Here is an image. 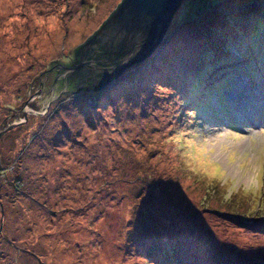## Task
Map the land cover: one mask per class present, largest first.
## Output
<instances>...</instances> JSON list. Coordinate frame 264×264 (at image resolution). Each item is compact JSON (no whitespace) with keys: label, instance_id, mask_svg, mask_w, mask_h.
I'll use <instances>...</instances> for the list:
<instances>
[{"label":"rangeland","instance_id":"obj_1","mask_svg":"<svg viewBox=\"0 0 264 264\" xmlns=\"http://www.w3.org/2000/svg\"><path fill=\"white\" fill-rule=\"evenodd\" d=\"M120 1L0 0V264H264V0H182L101 90L20 112Z\"/></svg>","mask_w":264,"mask_h":264},{"label":"water","instance_id":"obj_2","mask_svg":"<svg viewBox=\"0 0 264 264\" xmlns=\"http://www.w3.org/2000/svg\"><path fill=\"white\" fill-rule=\"evenodd\" d=\"M181 1L182 0L120 1L118 7H115L116 10L111 15L110 13L115 8L109 13L110 18L108 17L109 19H106L107 22L100 27L101 29L94 36V40L99 42V46L101 44L118 48H123V46H125L129 53L124 58L115 61L116 63L112 61V63L106 67H101L99 69L97 67V72L99 71L103 74L101 80L103 84L113 80V78L118 76L125 68L135 64L153 52L154 47L165 32L170 18L182 3ZM104 21H102L101 24ZM88 38L89 37L78 46L84 44ZM78 46L74 49L78 48ZM73 56L74 52L72 59ZM90 64L96 65L91 61L83 62L70 70L72 71L83 66H90ZM48 65V68L45 67L44 70L34 75L31 82H26L28 97L22 103L23 108L20 110L22 114H39L41 116L46 112V108L50 102H55L57 97L62 93L75 92L81 87L85 88V86L79 84L74 91H69L67 89L65 81L70 77V71L68 68L65 69L64 66L66 67L69 65L68 63L63 64L58 60H54L50 61ZM60 82L65 83L60 84ZM13 127L14 125L9 126L4 129V131H8ZM1 136L2 134L0 133V137ZM4 240L8 241L7 238H4Z\"/></svg>","mask_w":264,"mask_h":264},{"label":"trees","instance_id":"obj_3","mask_svg":"<svg viewBox=\"0 0 264 264\" xmlns=\"http://www.w3.org/2000/svg\"><path fill=\"white\" fill-rule=\"evenodd\" d=\"M179 7H180V5H179ZM116 8L110 13V15L116 10ZM178 8L176 11H178ZM110 15L108 16L109 18H110ZM107 20L104 21L99 26V29L96 32H94L91 36H89V38L87 39V41L84 44H82V45L78 46V48L74 49L73 59L70 60V62L68 63L69 65H67L66 67L64 66L65 69L68 68L70 71V74H69L70 77L65 81L66 87L69 91H72V90L74 91V89H76L78 87L77 85H79V84L85 86V88H87V89L101 90L104 86H106L105 85L106 83L103 84L101 82L103 74H101L99 71L97 72V70H96L97 67H98V69L101 67H106V66L110 65L112 63V61H113V63H116L115 61L119 60L120 58L122 59L128 55L129 52L125 46H123V48L111 47V45H106V44H104V45L101 44L99 46V42L94 40V38H95L94 36L100 31V29H101L100 27L104 23H106ZM162 38L163 37H161V39ZM90 61L94 62L96 65L94 66V65L90 64V66H83L79 69H75L72 71L70 70L71 68L77 67L78 64H80V63L90 62ZM65 82H63V83L60 82V84H64ZM14 185H15V188L21 187V184L18 181H15ZM233 194L234 195H233L232 199L237 196V194H235V193H233ZM232 199L230 201H232ZM242 204H243V206L245 205L244 203H242ZM239 206H241V204H238V206H235V207L238 208ZM250 208H251V205H250ZM7 240H8L7 241L8 244L12 243L9 241L8 238H7Z\"/></svg>","mask_w":264,"mask_h":264},{"label":"bare ground","instance_id":"obj_4","mask_svg":"<svg viewBox=\"0 0 264 264\" xmlns=\"http://www.w3.org/2000/svg\"><path fill=\"white\" fill-rule=\"evenodd\" d=\"M214 80V79H213ZM211 82H213V81H211ZM242 87V86H241ZM246 87V86H245ZM252 91V90H251ZM244 93V92H243ZM253 94V93H252ZM251 95V94H250ZM241 97H242V95H240ZM241 97H239V98H241ZM254 98V97H253ZM242 99V98H241ZM240 100V99H239ZM244 100V99H243ZM236 102H238V100L236 101ZM252 115H253V113H252ZM252 118V117H251ZM258 121H259V119H258ZM257 122V121H256ZM241 123V122H240ZM244 125V124H243ZM249 125V124H248ZM171 232V231H170ZM168 236V235H167ZM173 236V235H172ZM166 237V236H165ZM169 239V238H168ZM172 239H174V238H171V240ZM162 241V240H161ZM152 242V241H151ZM167 242H168V240H167ZM153 243H155L154 241H153ZM169 243V242H168ZM155 245H156V243H155Z\"/></svg>","mask_w":264,"mask_h":264}]
</instances>
